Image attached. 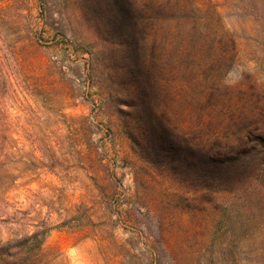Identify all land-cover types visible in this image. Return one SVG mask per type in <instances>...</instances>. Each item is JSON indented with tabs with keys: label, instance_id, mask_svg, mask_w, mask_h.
I'll list each match as a JSON object with an SVG mask.
<instances>
[{
	"label": "rangeland",
	"instance_id": "rangeland-1",
	"mask_svg": "<svg viewBox=\"0 0 264 264\" xmlns=\"http://www.w3.org/2000/svg\"><path fill=\"white\" fill-rule=\"evenodd\" d=\"M129 2L0 0V264H264V0Z\"/></svg>",
	"mask_w": 264,
	"mask_h": 264
},
{
	"label": "trees",
	"instance_id": "trees-1",
	"mask_svg": "<svg viewBox=\"0 0 264 264\" xmlns=\"http://www.w3.org/2000/svg\"><path fill=\"white\" fill-rule=\"evenodd\" d=\"M130 8H131V3L129 2V0H120V14L119 17L121 18V20L123 22H125L127 20V18L130 15ZM25 62L30 63V60L27 59L25 60ZM0 127H2V125L0 124ZM46 231L44 230L42 232V234L45 235ZM44 239V238H43ZM43 244H40V246L38 247V259L37 260H27V261H23V262H19V263H12V264H50L53 263L56 259L57 256V252H45L44 249L42 248ZM52 256L50 258V260H48V258Z\"/></svg>",
	"mask_w": 264,
	"mask_h": 264
}]
</instances>
